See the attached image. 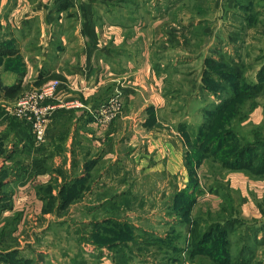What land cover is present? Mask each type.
Here are the masks:
<instances>
[{"label":"crops","instance_id":"1","mask_svg":"<svg viewBox=\"0 0 264 264\" xmlns=\"http://www.w3.org/2000/svg\"><path fill=\"white\" fill-rule=\"evenodd\" d=\"M248 32H253L249 34L252 39L244 36ZM261 32L264 0H0V81L8 87L0 90V215L9 219L25 209L40 210L46 197L38 195L39 187L57 176L58 170L62 175L74 170L87 181L79 185V204L83 211L93 209L81 219L84 229L109 216L111 222L126 224L121 232L130 238L124 243L116 240L111 249L94 247L80 257L88 256L90 264H196L186 256V248V252L176 244L166 248L148 239L150 224L164 226L181 219L173 221L163 214L159 219L141 215L134 219L129 214L123 220L110 214L119 207L129 208L135 186H153V180L131 177L161 176L163 186L167 176L184 175L183 138L172 128L180 120L169 119L168 113L180 96L197 97L198 87L192 80L185 92L178 74L175 86L167 91V77L153 64L165 61L171 50L184 53L181 62L193 65L189 67L193 73L199 69L194 64H201L202 69L207 55L246 63L247 46H257L260 53ZM187 44L192 46L189 51ZM263 55H257L260 63ZM51 79L61 83L52 98L40 103L52 110L45 138L37 142L29 120L15 117L9 109L19 97ZM113 94L121 101L120 118L95 121L90 111ZM73 101L81 105H63ZM258 111H252L254 118ZM123 158L133 161L134 167H124ZM227 177L234 178L228 186L243 194L240 213L245 222L263 227L264 176L251 178L243 171H227ZM177 186L160 189L164 193ZM117 192L121 194L116 199ZM99 202L103 203L98 206ZM105 204V211L99 212ZM130 224L140 226L141 233L133 235ZM181 229L180 242H188V227ZM155 234L168 238L163 231ZM262 237L260 228L257 238ZM260 247L263 253L258 252L256 258L264 260V242ZM45 253L56 264L52 254ZM64 262L69 264L68 258Z\"/></svg>","mask_w":264,"mask_h":264},{"label":"rangeland","instance_id":"2","mask_svg":"<svg viewBox=\"0 0 264 264\" xmlns=\"http://www.w3.org/2000/svg\"><path fill=\"white\" fill-rule=\"evenodd\" d=\"M249 34H253V32L244 33V36L247 37L248 40L252 39L251 36L249 37ZM192 36L195 37L193 34ZM262 37H264V34H262ZM262 40L264 41V39ZM194 41L197 40L194 39ZM156 42L157 41L153 42V45H155L153 47L154 50L159 46ZM256 42L257 41H255V43ZM251 46L252 44H250V47L247 46L245 48V51L248 53H246V58H244V60L249 67V71L247 72L249 82L252 83L256 81L255 76L258 70L257 68H259L258 64L260 63L257 55L264 53V43L260 46L261 50L259 54L257 46ZM185 47H187L185 48L186 51L192 48V46L189 48L188 44L185 45ZM169 50L170 49H167L166 51ZM183 55L184 53L178 55L174 50H171L170 54L165 56V61L162 60L160 61L161 64H157L167 77V91H171L172 87L175 86L173 80L175 81V77L176 79L178 78V74L180 75L179 78L183 80L182 85L185 92L189 89L192 80L196 82L198 87L199 97L197 96L194 99H189V95H179L180 98H178L175 103L173 102L174 104H172V108L168 113L169 119L177 120V122L180 120L176 125L173 123L172 128L183 138L182 170L184 175L182 173H176L172 177L170 176V178L167 176L163 186L160 185L163 181L161 176L131 177L130 179H134L135 181L138 177L141 180H153L154 183L153 186L149 188L150 190L148 188H137L136 186L132 188L129 208L123 211V208L119 207L110 215L115 217L118 216L123 220H125L126 216L129 214L133 218L137 217V215H141L150 220H153V217L159 219L162 214L163 216L171 217L173 221L175 219H181L180 223L176 222L164 226L150 224V229L152 231H150V237H148V239L150 241L155 239L157 244H164L166 248L172 244H176L177 246L180 245L183 251L187 249L186 256L195 259L194 262L196 264H238L239 262H246L248 258L249 263L253 264L256 260L261 261V258L258 257L254 260L252 254H255V251L256 254H258V252L259 254L263 253V248L260 247L261 245L259 242L264 239L259 238L258 241L256 240L258 243V246H256L254 238L258 232L257 228L261 224L254 223L253 221L245 222V219L240 213L243 207V194L238 188L235 189L228 186V181L232 183L234 178L227 177V170L220 167L219 157L217 158L215 152L212 153L210 150H202L192 144L195 154L192 156L188 154L189 146L185 143L183 136H187L190 138L189 140L194 141L199 134L198 131L204 128L203 132H200L201 135L199 134L202 139L200 140L202 145L203 142L208 141L207 137L212 130H215V127L222 130L224 129L222 127L226 126L223 125V121L221 122L222 126H218L220 122L212 126V123L204 120L205 118L200 108L206 103V105H208V102L213 100V96L202 92L201 80H196L199 75L201 78V64H194L195 66L198 65L199 69H196L195 73H193L189 68L193 65H189L188 67L187 64L181 62L185 59V55ZM198 62L200 63V60H198ZM114 93L116 94V92ZM221 95L225 97L224 93ZM117 99L118 101L116 102L115 110H113V115L108 116L110 120H115L118 117L120 118L119 114L121 113L122 106L119 97ZM246 102L241 112L243 116L246 115L245 119H240V114L231 120V122H233L231 126L238 132L235 134L236 136H239L238 134L242 135L244 140L264 138V90L255 98L247 99ZM250 104L254 108H250ZM177 105H179V107L181 106L182 109L177 110L179 108ZM255 108L259 110L256 118H254L252 114ZM252 117L254 119H252ZM110 120L103 123H108ZM184 125H187L185 130H181ZM169 129L170 128H168V130ZM231 137L232 135H229V139ZM231 141L233 146L235 143H239H234V138H231ZM210 148H213V146H210ZM263 150L264 145L260 143L256 150L250 151L249 155L253 157L255 153H261ZM118 157H120V155H118ZM128 159H122V161H125L124 167H131V165L134 167L135 163ZM253 161L257 162V159H253ZM109 167H113V164H110ZM73 171L74 170H71L69 174L62 175L61 171L58 170L57 176L50 177L49 181H47L48 183L44 185L43 190L46 192L48 189L51 191L54 190L52 194L56 197L61 189V184L66 183L67 186L74 188L72 191H76L80 184L87 183V181H84L78 174L72 173ZM144 183L148 184L146 181H144ZM175 184H178V186L173 190L163 193L160 189L161 187H167V185L173 186ZM82 186H84V184H82L81 187ZM144 186L146 187V184H144ZM86 191H88V189H86L85 192ZM117 193V195H114L116 199L119 198L121 194L119 192ZM72 194H75V197L68 205H64L59 201V198H57L52 201L49 200L50 205H45L40 210L37 209V211L34 208L25 209L21 212L22 214L17 213L14 217H9V219L7 217V219H5L1 214L0 264H55L50 262L51 260L45 256V252L47 251L52 254V258L56 264H62L65 257L68 258L69 264H80L81 262L87 264L90 262V259L85 258L88 256H83V252L89 251L90 249L92 250L94 247L100 248L103 246L111 249V246L117 243L116 240L124 243L130 239L125 238L122 235L123 232H121L127 229L126 224L118 221L111 222L112 220H110L109 216L102 222L91 223V226L85 230L84 226L86 224H82L81 219L83 222V217L88 216L87 214H90L93 209H85L89 213L85 212V210L83 211V208L79 204L81 200L79 197H81V195L79 194L77 197L76 193ZM153 194L159 198L156 200V198L152 196ZM226 195L231 200V208L228 207L226 210H222V204H225V202L228 203L225 197ZM132 196L135 199H132ZM249 196H253L251 191H249ZM150 198H152V200ZM60 203L63 206H59ZM102 203L103 202H99L98 206ZM105 206L106 204L103 208L98 209V211H105ZM165 209H168V211L170 210V212H165ZM5 211L8 213L7 210ZM44 213H49V215H43ZM234 217L238 218V220L225 226L226 220ZM193 225L196 226L198 231L196 235V240L199 239L198 248L192 246L190 242ZM186 227H188L187 238L189 237V240L187 242L184 239V241H186L184 244V241L180 242L183 233L181 228L185 229ZM128 229L133 235L134 233L135 235L136 233H141L140 226L134 227L130 224ZM162 231L167 234L168 238L165 237L163 240L162 237H158L155 234ZM96 232H98V234ZM262 233L264 234L263 228ZM83 234L85 236H83ZM243 248H247V251L251 253V255L246 256V252H242ZM7 252H9L7 255H3ZM81 252L83 254L80 257ZM243 254H245V257ZM64 264L67 263L64 262Z\"/></svg>","mask_w":264,"mask_h":264},{"label":"trees","instance_id":"3","mask_svg":"<svg viewBox=\"0 0 264 264\" xmlns=\"http://www.w3.org/2000/svg\"><path fill=\"white\" fill-rule=\"evenodd\" d=\"M154 67L158 68V64L155 62ZM249 71V67L246 65L245 62L242 61H235L232 57H223L214 58L210 55H207L202 63V71H201V88L202 92L208 93V95L213 96V100L208 102V105L204 104L200 109L201 113L204 116V120L212 123V126L217 124L218 126H222L221 122L223 121V125L226 127H222L224 129H217L212 130L211 133L208 135V141L203 142L202 145L200 140H202L199 136L201 135L200 132H203L204 128H201L198 131V135L194 141L189 140L190 138L187 136H183L185 143L189 146V155H194V149L192 144L195 147L201 148L202 150H210L212 153L215 152L217 154V158L220 162V167L227 171H243L249 177L256 178L264 176V150L261 153H255L253 157H250L249 153L252 150H256L257 146L261 143L264 145V138H254V139H247L244 140V137L240 134L236 136V130L231 126L233 122L231 120L240 115L242 112V107L246 104L247 99H253L258 94H260L264 90V55L262 57V61L259 65V68L256 72V81L249 82V78L247 76V72ZM259 88H257V87ZM8 87L2 84L0 81V90H6ZM224 93L225 97L221 94ZM203 94V93H202ZM227 98V99H225ZM212 102V103H211ZM249 107L254 108L251 104ZM249 114V113H248ZM247 114V116H248ZM246 115L241 114L240 119H245ZM182 125V124H180ZM187 125L182 126L181 130H185ZM233 128V129H232ZM238 133V132H237ZM229 135H232L231 138H234V143L239 142L238 144L235 143L233 146L231 138L229 139ZM213 146V148H210ZM259 156V158H258ZM253 159H257V162H254ZM66 182V181H65ZM82 184H80L81 186ZM78 187L76 191H72V187L66 185V183L61 184V189L57 196H53L52 191L48 189V191H44L43 187H39L38 195L41 196L43 199L46 197V201L43 205H50L49 200L52 201L53 199L59 198V201L64 205H68L72 199H74L75 194L78 197L80 194L81 187ZM228 203L222 204L221 209L231 208V200L226 195L225 196ZM60 203L59 206L62 204ZM226 205V206H225ZM63 206V205H62ZM238 218H230L226 220L225 226L230 225L232 222L237 221ZM263 228L260 225L257 231ZM255 232V230H254ZM198 234L196 226L193 225L192 234L190 238V242L192 246H196L198 248V240H196V235ZM255 238V245L258 246L257 235L254 236ZM263 239V237H262ZM263 240H260V245L263 244ZM242 252H246V256H250L251 253L247 251V248H243ZM9 252L3 254L7 255ZM215 253V252H213ZM245 257V254H243ZM253 259L256 258V251L255 254L253 253ZM239 262V261H238ZM238 264H251L249 263V258L247 261L239 262ZM253 264H264V260L257 261Z\"/></svg>","mask_w":264,"mask_h":264},{"label":"built area","instance_id":"4","mask_svg":"<svg viewBox=\"0 0 264 264\" xmlns=\"http://www.w3.org/2000/svg\"><path fill=\"white\" fill-rule=\"evenodd\" d=\"M60 83L61 81L59 79L47 81L37 90L19 97L9 109V112L15 117L29 120L33 136L37 142H41L45 138L46 123L52 110L51 107L42 106L40 103L46 99L52 98ZM117 101L116 95L111 96L98 106L97 109L91 110L90 113L93 119L101 123L109 121L110 119L108 116L113 115V110H115ZM79 104V102L73 101L64 103L63 105L73 107Z\"/></svg>","mask_w":264,"mask_h":264}]
</instances>
